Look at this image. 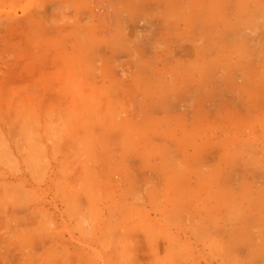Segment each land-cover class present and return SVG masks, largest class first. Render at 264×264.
I'll use <instances>...</instances> for the list:
<instances>
[{
    "label": "rangeland",
    "instance_id": "1",
    "mask_svg": "<svg viewBox=\"0 0 264 264\" xmlns=\"http://www.w3.org/2000/svg\"><path fill=\"white\" fill-rule=\"evenodd\" d=\"M132 1L130 17L146 21L149 28L146 35H138L131 43L137 49L131 54L139 67L135 70L136 77L149 80L144 84V91L151 100L142 105V111L148 114L151 128L166 126L162 137L167 143L159 149L158 155L141 153V147L123 165L113 156L98 162L85 149H71L70 162H54L48 167L54 180L48 185L46 182L37 184L41 212L37 218L34 215L27 218L29 222L35 221V225L0 230L4 239L26 238L24 246L33 248L34 253L24 251L21 261L14 255L0 260V264H264V237H261L264 224L262 228L258 222L247 224L252 227L246 228L251 233L245 238L238 229L221 224L216 225L213 234L209 228L200 226L206 221L203 214L200 221L190 226L165 228V224L173 220L174 212L194 208V204L190 205L194 197H199L200 201L210 198L212 190L206 186L213 183L210 176L221 171V163L215 160L225 158L224 148L229 150L230 145L241 142L245 148L238 151H245L249 160L246 166V159L238 158L235 165L226 166V173L257 170L254 142L263 140L264 144L262 39L259 37L258 49L261 50H257L246 44L245 38L222 35L223 21L212 20L211 27L216 34L189 38L196 49L190 55L184 50L187 44L175 41L174 28L178 23H190L195 15L200 21L206 19L207 3L212 5L213 16L222 19L223 12L216 9V5H221L220 0ZM225 8L228 11L224 21L231 12L228 4ZM162 16L166 20L165 34L159 32L158 22ZM16 17L12 12L0 15V32L9 29ZM226 22L229 27L230 21ZM14 39L10 37L7 46H2L0 41V69L6 56L14 58L13 51H9ZM174 46L180 50L176 52ZM241 46L246 47L245 51H237ZM169 78L177 82L170 83ZM141 85L137 87L143 92ZM110 102L106 104L111 107ZM94 104L87 101L88 112L93 110ZM68 112L74 116L66 118L71 120L73 128L77 126V111ZM176 116L183 119L182 122L178 119L179 124L195 125L198 132L184 133L186 138L176 140L172 129ZM212 122L219 129L244 126L247 132L216 134L221 144L212 145V151L205 142L206 127ZM63 125L62 121L60 127ZM111 128L109 123L101 134L99 142L104 149L116 144ZM73 131L74 139L78 140V130ZM91 134L88 131L87 136ZM188 139L193 144H188ZM67 151L70 150H64ZM58 156L55 150V157ZM5 160L1 155L0 166ZM148 160L156 163L150 165ZM192 176L197 179V186L191 187ZM5 179L0 172V192L6 188ZM215 204L200 209H206L204 215L207 216L213 213ZM224 214L228 217L232 212L227 210ZM250 235L253 236L249 239Z\"/></svg>",
    "mask_w": 264,
    "mask_h": 264
},
{
    "label": "crops",
    "instance_id": "2",
    "mask_svg": "<svg viewBox=\"0 0 264 264\" xmlns=\"http://www.w3.org/2000/svg\"><path fill=\"white\" fill-rule=\"evenodd\" d=\"M219 2L221 5H216V9L223 12L222 19L218 15L213 16L212 5L207 3V18L200 21L195 15L188 24L178 23L174 28L175 41H183L188 47L184 50L194 54L196 49L191 46L189 38L204 34L214 36L216 32L211 27L212 20L223 21L222 35L245 38L246 44L261 50L258 46L259 37L264 43V0ZM132 4V0H0V15L11 12L17 15L11 21V27L0 32L2 46L8 45L10 37L15 38L14 45H11L13 50L9 47L14 58L6 56L0 69V156L6 157L5 164L0 166V172L6 176V188L0 192V230H18L35 225V221L29 222L27 218L29 215L37 218L41 212L37 184L46 182L48 185L54 180L48 167L54 162H70L71 149H85L98 162L113 156L117 163L123 165L141 147V153L158 155L159 149L167 143L162 137V133L167 131L166 126L151 128L148 114L142 111V105L149 104L151 100L150 95L145 94L148 92L144 91V84H148L149 80L136 77L135 70L139 67L133 62L131 54L137 49L131 43L138 35H146L149 28L146 21L130 17ZM227 4L231 9L230 17H226V21H230L229 27L224 21ZM162 17L158 22L159 32L165 34V18ZM140 24H143L142 28ZM217 35H220L219 32ZM175 48L176 52L180 50ZM245 48L241 46L237 51H245ZM168 81L177 82L172 78ZM138 85L143 86V92L138 90ZM88 100L95 102L90 112L87 110ZM105 101H111V107ZM69 110L77 111V126L73 128L71 120L66 119L74 117ZM225 113L223 111V118ZM178 119L183 121L178 116L174 118L172 129L176 140L186 138L182 135L184 133L198 132L197 126L181 125ZM58 121L60 123L56 127ZM62 121L65 125L60 127ZM109 123L116 144L104 149L99 141ZM73 130H78V140L74 139ZM88 131L92 133L89 137ZM225 131L247 132V128L232 125L228 129H219L214 122L209 123L206 127V147L213 151L212 145L221 144L216 134ZM88 139L89 142L84 143ZM186 142L193 144L191 140ZM244 148L245 145L238 142L230 145L229 150H222L225 158L215 160L221 163V171L212 174L213 183L206 186L212 190L210 198L200 201L199 197H194L190 202L194 208L174 212L173 220L166 223L165 228L190 226L200 221L201 214L206 221L200 226L209 228L213 234L218 224L238 229L243 238L251 233L246 228L252 226L247 224L258 222L263 227V140L254 142L257 170H244L231 175L225 172L226 166L235 165L242 156L248 165L245 151L243 154L238 151ZM55 150L59 152L57 158ZM148 163L151 165L156 161L148 160ZM191 180V187L198 185L195 184V177L192 176ZM214 202L213 213L205 216L207 210L200 207L213 206ZM227 210L232 212L228 217L224 214ZM235 235L240 237L236 232ZM261 237H264L263 233ZM26 243L27 239L22 236L4 239L1 234L0 260L16 255L21 261L24 251L34 253L33 248L24 246Z\"/></svg>",
    "mask_w": 264,
    "mask_h": 264
}]
</instances>
